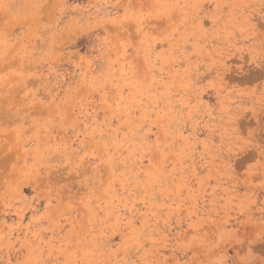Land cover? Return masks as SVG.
<instances>
[{
	"label": "rangeland",
	"instance_id": "374dc122",
	"mask_svg": "<svg viewBox=\"0 0 264 264\" xmlns=\"http://www.w3.org/2000/svg\"><path fill=\"white\" fill-rule=\"evenodd\" d=\"M0 264H264V0H0Z\"/></svg>",
	"mask_w": 264,
	"mask_h": 264
}]
</instances>
